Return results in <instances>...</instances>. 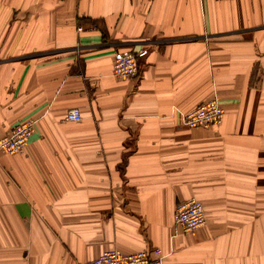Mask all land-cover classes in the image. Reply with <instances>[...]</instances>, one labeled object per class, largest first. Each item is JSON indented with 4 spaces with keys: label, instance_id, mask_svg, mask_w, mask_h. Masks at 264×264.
Listing matches in <instances>:
<instances>
[{
    "label": "crops",
    "instance_id": "0c3cea01",
    "mask_svg": "<svg viewBox=\"0 0 264 264\" xmlns=\"http://www.w3.org/2000/svg\"><path fill=\"white\" fill-rule=\"evenodd\" d=\"M140 50L115 79L113 54ZM212 99L219 125H183ZM23 121L24 151L0 153V264H264V0H0V138ZM190 198L206 223L180 234Z\"/></svg>",
    "mask_w": 264,
    "mask_h": 264
},
{
    "label": "built area",
    "instance_id": "2783aa9c",
    "mask_svg": "<svg viewBox=\"0 0 264 264\" xmlns=\"http://www.w3.org/2000/svg\"><path fill=\"white\" fill-rule=\"evenodd\" d=\"M81 29H79V32ZM147 50L138 52H115L112 59V76L121 81L137 78L138 59L144 57ZM224 116L222 104L212 99L183 114L182 123L188 128L209 129L219 125ZM65 120L78 122L81 113L71 109L66 113ZM34 129L32 121H23L15 125L10 133L0 138V153L16 155L24 151L30 132ZM205 212L201 202L190 198L176 205L172 215V226L180 234H190L205 226ZM80 264H164L163 254L159 248L140 250L122 254L117 250H108L99 257Z\"/></svg>",
    "mask_w": 264,
    "mask_h": 264
},
{
    "label": "rangeland",
    "instance_id": "374dc122",
    "mask_svg": "<svg viewBox=\"0 0 264 264\" xmlns=\"http://www.w3.org/2000/svg\"><path fill=\"white\" fill-rule=\"evenodd\" d=\"M35 131H36V128H35V126H34V129L30 132L31 134L29 135V137H28V141L31 139V137L34 135V133H35ZM201 229V228H200ZM197 231V230H196Z\"/></svg>",
    "mask_w": 264,
    "mask_h": 264
}]
</instances>
